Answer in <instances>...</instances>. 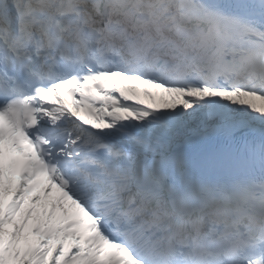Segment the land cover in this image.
<instances>
[{
	"label": "snow or ice",
	"instance_id": "obj_1",
	"mask_svg": "<svg viewBox=\"0 0 264 264\" xmlns=\"http://www.w3.org/2000/svg\"><path fill=\"white\" fill-rule=\"evenodd\" d=\"M0 264H264V0H0Z\"/></svg>",
	"mask_w": 264,
	"mask_h": 264
}]
</instances>
